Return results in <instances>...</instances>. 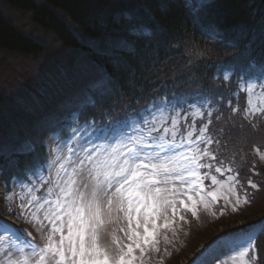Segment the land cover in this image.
Wrapping results in <instances>:
<instances>
[{
    "label": "trees",
    "instance_id": "trees-1",
    "mask_svg": "<svg viewBox=\"0 0 264 264\" xmlns=\"http://www.w3.org/2000/svg\"><path fill=\"white\" fill-rule=\"evenodd\" d=\"M5 1L31 10L33 20L66 45L77 44V37L58 8L89 36L125 38L131 50L93 54L107 81L78 110L77 128L109 138L117 131L131 134L137 124L147 144L154 138L182 148L189 178L201 185L189 208L194 219L186 220L180 233L151 232L147 243L142 239V256L132 263L191 264L201 246L209 249L227 233L257 227L245 257L249 264H264V111L250 117L241 90L248 80L264 86V0ZM0 49L28 54L42 45L0 12ZM154 115L166 124H153ZM71 127L67 117L53 129L57 143L69 137ZM164 127L169 131L160 139ZM4 130L0 179L6 199L0 214L13 208L10 197L17 186L23 192L25 185H40L39 198L51 199L53 191L45 143L24 149L20 138L26 132ZM223 181L238 204L213 193ZM11 213L17 216L14 209Z\"/></svg>",
    "mask_w": 264,
    "mask_h": 264
},
{
    "label": "rangeland",
    "instance_id": "rangeland-1",
    "mask_svg": "<svg viewBox=\"0 0 264 264\" xmlns=\"http://www.w3.org/2000/svg\"><path fill=\"white\" fill-rule=\"evenodd\" d=\"M55 10L75 33L77 44L66 45L53 31L37 24L31 10L14 8L0 0L3 16L24 35L42 45L41 50L28 54L0 49V132L4 128L9 134L12 131L26 132V138H20L24 141V149L44 142L49 150L51 178L58 184L52 183L57 194L52 191L53 203L48 195L39 198L40 185H25L23 192L19 186L15 188L10 197L13 208L6 206V211L11 218V210L17 212L14 219L23 225L25 231L19 228L28 235V239L17 241L13 238L11 241L8 237L12 232L17 234L19 228L13 226V230L7 233L0 228V264H71L73 259L78 264L79 257H72L67 247L69 227L73 225L74 218L75 223H79L77 209L81 210L80 214L86 221L85 249L91 251L90 246L94 242L99 253L106 254L111 261L121 254L122 249L127 252V246L132 244V264L142 256L141 248H137L134 241L142 246V238L148 234L145 227L149 232L175 229L180 233L182 230L179 228L185 226L186 220L194 219L189 208L197 197L182 160L183 149L168 148L162 140L154 138L147 144L137 124L130 129L131 134L117 131L108 140L96 137L98 132L77 128V112L88 99V93L107 79L93 54L127 51L132 49V45L119 35L89 36L66 12L59 8ZM241 86L246 94L247 114L250 117L261 114L264 111V86L253 80ZM67 117L72 121L70 136L57 143L58 136L52 130ZM152 121L158 126L167 122L166 118L160 120L157 115L152 117ZM168 131V127L162 128L160 139ZM174 134L172 132L171 136ZM1 138L3 136L0 135V142ZM130 142L131 148L138 150L143 147L153 154L160 151L157 145L163 144L167 151L160 152L161 159L172 161L169 167L173 171L165 179L163 174L151 169V165L159 164L161 159L143 160L147 169L142 167L140 171L154 182L153 189L161 191L158 196L149 197L148 207L142 206L139 211L137 197L130 199L125 196L129 185L125 184L124 189L117 191L123 177L128 175L121 169L135 167L131 159L128 165L123 164L129 154ZM135 163L141 161L136 160ZM110 184L108 195H105ZM213 193L231 205L238 204L227 181L219 182ZM236 236L241 237L239 234ZM230 237L224 244L211 248L200 262L194 264H248L246 243L240 244L239 238H232L233 234ZM72 238L78 246L79 238ZM62 239L64 245L60 243ZM57 248L64 251L63 259L56 252Z\"/></svg>",
    "mask_w": 264,
    "mask_h": 264
},
{
    "label": "snow or ice",
    "instance_id": "snow-or-ice-1",
    "mask_svg": "<svg viewBox=\"0 0 264 264\" xmlns=\"http://www.w3.org/2000/svg\"><path fill=\"white\" fill-rule=\"evenodd\" d=\"M157 147L159 148L160 151L155 152V154L151 152H146L143 147L139 148L138 150L135 148H130L129 154L125 156L123 160V164L128 165L129 159H131L132 162L135 164V167L134 168L124 167L121 169L122 172H126L128 173V175L123 177V183L120 184V189H117V191L124 189L125 184L129 185L127 191L130 199L132 197H137L138 198L137 203L143 207H148L149 197H152L154 195L158 196L161 191L159 188L153 189L154 182L152 180L147 179L145 173L140 171L142 167L147 169V165L143 164L144 159H148L149 161H151L152 159H161L160 152L167 151V149L163 144H159L157 145ZM136 160H140L141 163H135ZM171 163L172 161L168 160L167 158H163L161 159V162L159 164H152L151 169L158 174H163L165 179H167L168 174L171 171H173V169L169 167ZM117 175H119V173ZM180 178L183 179L182 176ZM117 183H119V180L117 181ZM111 186L112 185L110 184L108 188L105 189V195H108V190L111 188ZM252 186L256 187L255 185ZM109 203H111V201H109ZM137 211H139V208H137ZM80 212L81 210L77 209V217L79 219V223L76 224L74 218L73 225L69 227L70 235L67 241V247L71 252L72 257L74 258L79 257L78 264H131L130 254L132 252V244H129L127 246L128 248L127 252H123L122 249L121 254L118 255L117 257H114L111 261L108 259L106 254L99 253V250L94 246V242L93 245L90 246L91 251H87L85 249L84 228L86 226V221L84 220ZM73 228H75L76 230L73 231ZM144 231L148 233V235L144 236L142 239L144 243H147L149 237L152 236L153 233L149 232L147 227H145ZM134 235H138V234L134 233ZM73 236L79 238L78 246H77V242L72 238ZM60 243L61 245H64L65 241L62 239ZM134 243L137 248L141 247L140 242L134 241ZM29 247H31L30 244ZM141 251H143V248H141ZM56 252L59 253L61 259L64 258L65 253L62 250V248H57ZM71 264H77V261L73 259L71 261Z\"/></svg>",
    "mask_w": 264,
    "mask_h": 264
}]
</instances>
